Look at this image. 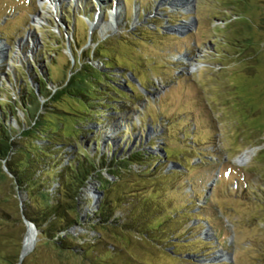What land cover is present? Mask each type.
I'll return each instance as SVG.
<instances>
[{
	"label": "rangeland",
	"instance_id": "obj_1",
	"mask_svg": "<svg viewBox=\"0 0 264 264\" xmlns=\"http://www.w3.org/2000/svg\"><path fill=\"white\" fill-rule=\"evenodd\" d=\"M182 1L0 0L2 101L17 99L20 86L38 88L39 79L53 92L75 57L101 68L93 51L109 52L121 68L114 69L119 87L121 75L133 73L145 90L129 81L134 92L116 98L127 105L125 114L94 127L97 155L108 164L135 151L151 155L123 167L118 178L111 175L115 162L97 170L106 182L123 183L115 190L123 202L135 199L133 208L117 205L116 217L138 229L109 233L120 240L116 252L96 230L102 193L92 177L80 195V223L69 230L79 245L94 246L87 257L62 251L38 232L21 264H264V162L257 159L264 130L253 128L264 124V0H247L254 58L227 43L235 8L223 0ZM130 110L129 120L136 111L139 117L127 128L122 120ZM23 116L18 110L17 119L10 117L14 129ZM92 134L81 142L95 153ZM1 167L0 255L18 264L28 230L20 212L25 196L15 194L12 175Z\"/></svg>",
	"mask_w": 264,
	"mask_h": 264
},
{
	"label": "trees",
	"instance_id": "obj_2",
	"mask_svg": "<svg viewBox=\"0 0 264 264\" xmlns=\"http://www.w3.org/2000/svg\"><path fill=\"white\" fill-rule=\"evenodd\" d=\"M223 1L237 10L234 13L237 17V26L232 28L228 25L227 43L238 51L237 55L243 54L244 57L248 55L254 58L253 33L251 21L247 16L249 2L247 0ZM93 53H96L97 57H102L101 68L91 63L81 62L75 57L73 66L68 62L67 71L69 67H72L65 74L64 79L58 83H52L55 87L53 92L47 88V79L45 81L39 79L35 81L38 88H29L28 85L20 86L17 99L8 97L2 101L0 98V177L4 174L1 167L4 163L13 177L15 194L20 192L22 196H25L22 203L25 218L35 225L40 236L50 235L52 243L57 248L82 258L87 257L86 253L94 246L79 245L69 230L80 223V195L83 188L92 177L100 181L102 198L95 212L96 230L104 237L113 240L109 242L111 248L109 247L108 251L116 252L117 241L120 240L118 236L109 233L111 231L130 232L137 226L116 217L117 205L126 204L122 200L123 195L115 191L123 183L118 186L106 182L107 180H103L97 170L103 167H114L113 162H115L118 168L113 170L111 175L118 178L124 176L119 174L123 171V167L133 163L142 165L151 156L135 151L122 160L114 158L113 162L108 164L103 155H97L99 136L96 132L94 133V127L100 125L104 129L103 118L110 123L115 119V114L123 112L125 114L127 105L116 98L123 99L129 96L130 92H134L129 87V81L143 91L145 89L142 84L137 83L138 81L135 82L133 73L130 74L131 77L127 73L121 75L124 86L120 88L116 83L118 79L114 70L120 66H116L112 55L109 52L103 55L101 51H93ZM40 99L45 101L41 102ZM133 109L136 110V106ZM18 110L24 116L22 119L18 118L17 122L20 126L16 130L9 119L10 117L17 119ZM131 111L125 115L127 122L122 120L124 115L119 116L127 128L134 126V117L138 116L136 111V115L129 120ZM258 114L261 113L255 114V117ZM261 115L264 116V112ZM87 125L92 127L86 128ZM253 128H259L262 131L264 124ZM90 133H93L92 137H96L95 153L90 152L85 143L81 142V139ZM71 144L77 145L74 148ZM166 145L165 142L162 144V152L168 156ZM257 159L264 162V149L259 151ZM118 161H122L121 164L125 166L119 165ZM176 163L183 167L181 161ZM126 180L124 185L129 181L128 178ZM93 198L95 199V196ZM133 201H135L134 198L126 205L133 208L135 203ZM1 211L4 217L10 215L7 211ZM59 232L64 235L54 239ZM152 239L156 241V238ZM199 240L202 241V239ZM170 252L176 254L174 244ZM90 261L91 264L103 263L102 261L96 263L91 259ZM0 264H17V261L11 260L8 255H0Z\"/></svg>",
	"mask_w": 264,
	"mask_h": 264
},
{
	"label": "bare ground",
	"instance_id": "obj_3",
	"mask_svg": "<svg viewBox=\"0 0 264 264\" xmlns=\"http://www.w3.org/2000/svg\"><path fill=\"white\" fill-rule=\"evenodd\" d=\"M180 2H181V0H179ZM183 2V4L184 5H187L188 3H189V1L187 0V1H182ZM116 16H118V14H117V12H116V14H114V16H113V14H112V19H116ZM114 19V20H115ZM113 20V21H114ZM115 24V23H114ZM247 155H243L241 158H240V161L241 162H243L244 160H246L247 159ZM33 243H34V232H33V229L32 228H29L28 227V230H27V232H26V234H25V236H24V239H23V247H22V251H23V253H24V256H25V253L29 250V249H31V247L33 246Z\"/></svg>",
	"mask_w": 264,
	"mask_h": 264
},
{
	"label": "water",
	"instance_id": "obj_4",
	"mask_svg": "<svg viewBox=\"0 0 264 264\" xmlns=\"http://www.w3.org/2000/svg\"><path fill=\"white\" fill-rule=\"evenodd\" d=\"M37 92H38V89H37ZM19 200H20V204H21L20 205V212H21V216H22L23 222H24V224L26 225L27 228L31 227L33 229V232H34V244H35L36 234L38 233V230L35 227V225L32 222H30L29 220H27L25 218V216L23 215V209H22V203H21L20 197H19ZM34 244H33V247H34ZM23 258H24V253L22 251L21 254H20V258H19V263L18 264H21Z\"/></svg>",
	"mask_w": 264,
	"mask_h": 264
},
{
	"label": "built area",
	"instance_id": "obj_5",
	"mask_svg": "<svg viewBox=\"0 0 264 264\" xmlns=\"http://www.w3.org/2000/svg\"><path fill=\"white\" fill-rule=\"evenodd\" d=\"M134 118H136V117H134Z\"/></svg>",
	"mask_w": 264,
	"mask_h": 264
}]
</instances>
